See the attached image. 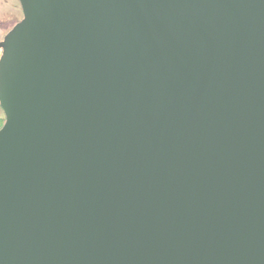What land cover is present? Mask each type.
<instances>
[{"label":"water","instance_id":"1","mask_svg":"<svg viewBox=\"0 0 264 264\" xmlns=\"http://www.w3.org/2000/svg\"><path fill=\"white\" fill-rule=\"evenodd\" d=\"M19 2L0 264H264V0Z\"/></svg>","mask_w":264,"mask_h":264},{"label":"flooded vegetation","instance_id":"2","mask_svg":"<svg viewBox=\"0 0 264 264\" xmlns=\"http://www.w3.org/2000/svg\"><path fill=\"white\" fill-rule=\"evenodd\" d=\"M24 18L19 0H0V43ZM2 49L0 48V57Z\"/></svg>","mask_w":264,"mask_h":264},{"label":"trees","instance_id":"3","mask_svg":"<svg viewBox=\"0 0 264 264\" xmlns=\"http://www.w3.org/2000/svg\"><path fill=\"white\" fill-rule=\"evenodd\" d=\"M3 123H4V118L2 117V119H0V129L3 126Z\"/></svg>","mask_w":264,"mask_h":264},{"label":"rangeland","instance_id":"4","mask_svg":"<svg viewBox=\"0 0 264 264\" xmlns=\"http://www.w3.org/2000/svg\"><path fill=\"white\" fill-rule=\"evenodd\" d=\"M2 117H3V114H2V111L0 109V119H2Z\"/></svg>","mask_w":264,"mask_h":264}]
</instances>
